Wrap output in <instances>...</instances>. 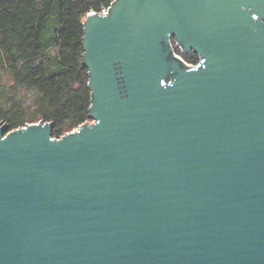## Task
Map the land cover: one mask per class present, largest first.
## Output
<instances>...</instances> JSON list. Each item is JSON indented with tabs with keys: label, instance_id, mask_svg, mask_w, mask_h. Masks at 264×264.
Returning a JSON list of instances; mask_svg holds the SVG:
<instances>
[{
	"label": "water",
	"instance_id": "95a60500",
	"mask_svg": "<svg viewBox=\"0 0 264 264\" xmlns=\"http://www.w3.org/2000/svg\"><path fill=\"white\" fill-rule=\"evenodd\" d=\"M84 26L90 120L0 121V264H264V0H114Z\"/></svg>",
	"mask_w": 264,
	"mask_h": 264
},
{
	"label": "trees",
	"instance_id": "16d2710c",
	"mask_svg": "<svg viewBox=\"0 0 264 264\" xmlns=\"http://www.w3.org/2000/svg\"><path fill=\"white\" fill-rule=\"evenodd\" d=\"M112 1L0 0V121L9 130L53 121L61 137L90 120L84 21Z\"/></svg>",
	"mask_w": 264,
	"mask_h": 264
},
{
	"label": "built area",
	"instance_id": "2783aa9c",
	"mask_svg": "<svg viewBox=\"0 0 264 264\" xmlns=\"http://www.w3.org/2000/svg\"><path fill=\"white\" fill-rule=\"evenodd\" d=\"M113 1H114V0H113ZM113 1H112V2H113ZM112 2H111L110 5H108V6H106V7H103L102 10L99 11V12H102V14H103V13H107V12H108V8L111 7V5H112ZM92 12H93V11H92ZM95 12H97V11H95ZM173 45H174V49H173V51H174L175 55L179 56V57H180L185 63H187V64H193V65H197V64L200 63V55H199V54H197V58H196L195 60L187 59V58H186V55H187V54L184 53V52L182 51L181 47L178 46L175 42H173ZM192 53H193V54H196V53H194V52H192ZM192 53H190V54H192Z\"/></svg>",
	"mask_w": 264,
	"mask_h": 264
}]
</instances>
